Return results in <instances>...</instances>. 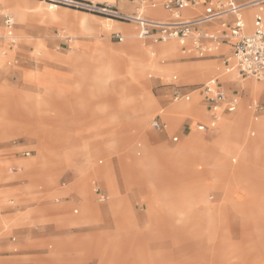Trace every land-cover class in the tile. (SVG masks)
<instances>
[{
	"label": "rangeland",
	"instance_id": "rangeland-1",
	"mask_svg": "<svg viewBox=\"0 0 264 264\" xmlns=\"http://www.w3.org/2000/svg\"><path fill=\"white\" fill-rule=\"evenodd\" d=\"M135 6L131 0H0V264H102L105 256L107 264H264V155L252 158L250 175L233 176L231 171L242 163L234 146L258 138L257 126L264 123L254 116L257 104L264 109V91L251 92L244 84L264 82L232 71L224 76V59L234 64L227 45L215 56L198 57L182 54L176 41L170 43L177 54L169 57L158 51L167 43L142 40L140 51L152 66L141 73L140 57L123 30L131 27L138 34L137 25L120 18L133 14ZM6 13L16 22L13 45L3 23ZM171 19L167 12L165 20ZM110 53L124 63L128 82L119 83L107 67L91 60ZM199 67L211 72L195 77ZM49 74L73 79L71 85L85 81L99 98L87 106L67 89L49 90L46 77L41 78ZM226 76L231 82H224ZM212 77H219L230 98H238L237 110L225 116L243 110L247 118L236 116L234 123L247 124L225 138L217 127L197 128L209 123L197 89ZM139 81L145 88L136 92L133 83ZM118 87L125 90L123 106L118 105L121 98H107ZM176 87L191 93V99L174 102ZM143 94L152 101L143 102ZM174 105L191 108L172 127L165 110ZM31 110L35 117L22 114ZM61 110L68 114H57ZM220 117L216 126L224 122ZM51 118L60 119L59 127L73 134L74 143L62 144L63 132L54 136L59 130H51ZM156 118L164 125L160 131L152 127ZM194 134L204 137L202 151L218 157L226 170L208 171L198 162L199 177L169 182L167 174L177 173L168 165L153 162L162 172L153 178L150 165L140 163L145 149L163 158L162 149H175ZM53 138L61 140L60 147ZM106 164L119 194L111 200L100 171ZM151 179L160 181L161 218L150 212ZM97 189L106 200L100 201ZM250 196L256 199L250 201ZM119 197L134 215L130 221L121 222ZM108 205L116 224L101 217ZM156 223L164 226L149 227Z\"/></svg>",
	"mask_w": 264,
	"mask_h": 264
},
{
	"label": "crops",
	"instance_id": "crops-1",
	"mask_svg": "<svg viewBox=\"0 0 264 264\" xmlns=\"http://www.w3.org/2000/svg\"><path fill=\"white\" fill-rule=\"evenodd\" d=\"M202 1L203 0H200L201 5L196 8L199 10L192 11L188 15L184 12V16L186 18H194V17H198L200 15H204L205 13H207L211 8L208 5L202 4ZM252 1H259V0H243L242 4H245L247 2H252ZM261 4L262 3H260V2H257V3L255 2L254 5L246 7L245 12H244V19H245V23H246L244 34L251 35L255 32V20H256L257 15H259V14L262 15V17L264 19V6ZM261 6H263V7L260 8ZM205 7H207L206 10H205ZM145 14L149 18L166 21L165 17H166L167 12L162 8L161 4L156 6V7H150L148 9H146ZM129 15L132 16V14H129ZM227 21L229 23H232L233 19L229 18V19H227ZM219 25L220 24H218V23L204 25V26L199 28V32H220V31H222V29L220 28ZM247 26L251 31L250 33L247 32ZM123 30L125 31L126 36L131 40L130 43H131L132 49L136 52V55L138 57H140L139 58L140 63H138L137 66H139V65L143 66L144 69H146L147 67H150V65H147V61L150 63H151V61L148 60V58L144 56L145 53L143 54L140 51L141 48H140L139 44L143 45L144 42L141 39H139L138 34L133 33V31L131 30V27L125 26V27H123ZM225 31H226V33L230 32L229 29H226ZM137 33H138V27H137ZM226 45L231 48L228 51V53L234 54L233 48L231 47L229 41L224 42L221 45V47L226 46ZM180 48H181L180 50H181L182 54H184L183 48L181 46H180ZM100 49L101 48L98 47V48H96L95 51H100ZM158 51L160 54H163L165 56L174 57L177 54V46L175 44H163L162 46H160L158 48ZM191 54H184V55H191ZM212 56H215V55H212ZM220 57L224 58L225 54H221ZM91 60L92 61L96 60L97 62H99L102 65H104L105 67H107L108 72L111 75V77L117 78L119 83L128 82L129 77H128V75L124 74V72H125L124 71V63L116 55L110 53L107 56H104L103 58L97 57V59H95L94 57H92ZM1 65H2V63L0 61V66ZM203 68L204 67H199L196 70L194 76L198 77V78H204L207 74H209L211 72L210 70L209 71L203 70ZM86 72L90 73V71H88V70ZM232 72L236 73L237 71L233 70ZM227 73H230V72L225 71L224 76ZM95 75L99 77L102 75V72L95 73ZM37 77H40V76H37ZM45 77L47 79V88L49 90L67 89V90L71 91L76 98H82L84 100L85 105H87V106H93L95 99L99 98L98 96H96L97 95L96 91H94L96 89L93 88L91 86V84H88L85 81H83L82 86H77V85H73V84L71 85L70 83L73 81V79H70L68 77H63L61 79H57L55 76H52L51 74H49L48 76H44V77L42 76L41 78H45ZM214 78L218 79L221 82L219 77H212L208 81H210L211 79H214ZM177 79H178L177 75H174L172 77V81H174V82L175 81L177 82ZM230 79H231V77H227V76L223 78L225 83L231 82ZM70 80H72V81H70ZM61 81L64 82V85H60ZM206 83H204V84H206ZM133 84H134V89L136 90V92L138 90H141V88H145L143 81L135 82ZM223 86H224V84H223ZM244 87L249 89L251 92H254V93L264 91V85L256 86L253 83H246V84H244ZM114 95L117 96L118 99L121 98V100L118 101L119 106L125 105L124 101L126 100V97L123 99V97L126 95L125 90L121 91V88L118 87L117 94H115V90H112L111 94H109L107 96V98L115 99ZM200 95L202 96L201 93H200ZM141 100L143 102H145V101H148L151 99L147 95L143 94ZM141 105H142V103H141ZM205 106H206V111L209 114V118H210V112H209V109H208L206 102H205ZM189 108H191L190 105H184L181 108H177L174 105V106L168 108L167 110H165V116L170 121L172 127L176 126L177 118L182 113L188 111ZM35 112L36 111L31 110V111L24 112L22 114L32 115L35 117ZM261 112L264 113V109H262ZM226 113H228V112H226ZM57 114L65 117L68 114V112L61 110V111H58ZM238 115L241 116V118H242L241 120L247 119L243 110H241V112H239L236 116H238ZM221 116H223L222 119L224 120V122L222 124L216 126L217 129H219L221 131V134L223 135L221 138H225L227 136L228 132H230L232 130L238 132L239 130L242 129L243 126H245L247 124V122H243V121L238 122V123H234L233 121H234L236 116L233 118H230L228 116H225L224 112L221 113ZM259 119H264V118L261 117ZM59 120L60 119H57V118H51V120H50L51 124H49V125H51L50 126L51 130L53 129V127L57 126L58 130L60 131V132L58 131V133L56 135L53 133L54 136L59 137V136H61V132H63L65 136L62 139L63 140L62 144H68L70 141H72L74 143L75 137H73V134L71 132H69L67 129L59 127V124L57 123ZM155 120H158V122L160 124V129H155L153 127V122ZM258 120L255 119V121H258ZM153 122H152V127L155 130L160 131L164 128L163 123H161V121L158 118L154 119ZM136 125H137V123H136ZM200 125H203V124H199L197 126L198 130H199ZM257 128L259 131V137L258 138L254 139V140L247 141V142H240V143H238V145L234 146V148H236L238 150V152L241 156L242 163H241V166L237 167L236 169L231 170L233 176H235V175L246 176L248 174L250 175V169H251L250 164H251L252 158L254 156L259 157V156L264 155V123L259 124L257 126ZM144 129H140L138 131L143 132ZM9 130H10V128H9ZM176 138L178 141V137H175L173 139L174 142H177V141H175ZM221 138H220V140H221ZM60 141H61L60 139L53 138V143H55L59 147L61 146ZM204 142H205L204 137L202 135H199V134H194V135H191L189 137H185L183 142L177 148H175V149H166V148L162 149V153L164 154L163 158H154L152 156L153 155L152 150L147 148L144 150V153L146 154V156L143 158V160L141 159L140 163L141 164L147 163L150 165V169L153 173L152 174L153 178H157L162 173V172H159L158 169L154 168V165H152L153 162L154 163L158 162L159 164H163V166H161V168H164L165 165H168L169 170H171L172 172L176 171V173H177V174H174V173L167 174V178H168L169 182L174 181V180H180V179L185 180L188 176L199 177L200 173L196 169L198 162H202V164H204L207 167L208 171H210V170L220 171L221 169L226 170L225 167H223V168L221 167L218 157L213 156L212 154L204 153L202 151L203 146L205 144ZM219 143H222V141H219ZM102 168L104 170L100 169V171L102 172L103 176L106 177L105 183L107 184V186L109 188L110 200H111L113 198H116L119 194L117 192V188L115 185V181H114V177H113L110 165L106 164ZM159 182L160 181H158L157 179H155V180L151 179L150 180V184H151L150 186L152 187L151 188L152 194H151V198H150V203H151V211L150 212H151V215H153V216L158 215V217L161 218L163 215L165 207H164V203L160 197V193L158 192ZM82 190L84 191V193H86V187L85 186L82 187ZM96 192L98 193L99 189H97ZM99 195L102 196L104 198V200H106V197H105L106 195L104 193L99 192ZM200 197L202 199V196H200ZM101 198H100V201H101ZM255 199H256L255 196L249 197L250 201H254ZM119 201L122 203V206H123L122 212L124 214V218H123L124 221H121V222L130 221L131 219H133L134 215L131 213L129 205L126 204V202H125L126 200H122L120 197H119ZM86 206H87V204H84L83 207H86ZM102 211H103V214H101L102 219H105L107 221H112L113 223L116 224V222H115L116 218H114V216L112 215V212H111L109 205L106 206V208H104ZM163 226L164 225L162 223H156V224H151L149 227L152 228V227H163ZM167 226H170V225H167ZM115 228H116V225H115ZM117 233H119L120 236L122 235L121 232H117ZM107 259L108 258L105 256L102 264H107Z\"/></svg>",
	"mask_w": 264,
	"mask_h": 264
},
{
	"label": "built area",
	"instance_id": "built-area-1",
	"mask_svg": "<svg viewBox=\"0 0 264 264\" xmlns=\"http://www.w3.org/2000/svg\"><path fill=\"white\" fill-rule=\"evenodd\" d=\"M259 1L264 4V0ZM131 2L136 5L135 12L132 16L123 14L120 18L136 23L139 39L150 40L153 43L176 41L183 48L184 54L196 53L199 57L214 55L224 42L229 41L234 51V64H231L230 59L226 58L225 63L228 65L226 71L236 70L243 79H255L264 82V19L262 15L256 16L255 32L251 35L244 34L246 27L245 9L258 1L242 4L238 0H204L202 4L212 5L213 8L204 15L194 18H186L184 12L199 7L201 5L200 0H131ZM160 4L170 14L171 20L162 21L149 18L143 11L145 6L156 7ZM229 18L233 19L232 23L227 21ZM3 23L10 44H16L14 17L9 13L4 14ZM213 23L220 24L222 31L199 32L200 27ZM226 29H229L230 32L226 33ZM116 38L120 42L125 39L120 34H117ZM176 88L173 94L174 102L191 99V93H185L179 87ZM197 90L204 96V101L210 112L209 123L200 125V131L215 128L221 113H232L237 110L238 98H230L227 90L218 79H211ZM261 111V107L256 105V120L264 117V113ZM153 127L160 129L158 120L153 122ZM103 200L102 197L101 201Z\"/></svg>",
	"mask_w": 264,
	"mask_h": 264
},
{
	"label": "bare ground",
	"instance_id": "bare-ground-1",
	"mask_svg": "<svg viewBox=\"0 0 264 264\" xmlns=\"http://www.w3.org/2000/svg\"><path fill=\"white\" fill-rule=\"evenodd\" d=\"M258 2L261 3V1H258ZM256 3H257V2H256ZM254 4H255V3H254ZM254 4H253V5H254ZM150 7H151V6H145V7L143 8V11L145 12V10L148 9V8H150ZM197 10H199V9L191 8V9L186 10L185 13L188 15V14L191 13L192 11H197ZM138 37H139V36H138ZM167 44H174V42H173V43H170V42H169V43H167ZM139 60H140V59H138V62L140 63ZM147 65L152 66V64H151L150 62H148V61H147ZM139 66H140V65H139ZM140 69H141V70H140L141 73L145 70L143 66H140ZM140 75H141V74H140ZM253 80H254V79H253ZM219 116H221V114H220ZM220 118H221V117H219V120H220ZM110 204H111V203H110ZM116 208H117V207H116Z\"/></svg>",
	"mask_w": 264,
	"mask_h": 264
}]
</instances>
